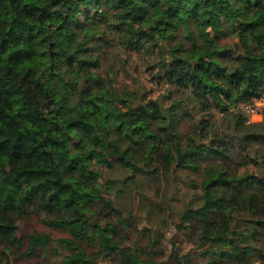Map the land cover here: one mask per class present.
Instances as JSON below:
<instances>
[{"label": "trees", "instance_id": "trees-1", "mask_svg": "<svg viewBox=\"0 0 264 264\" xmlns=\"http://www.w3.org/2000/svg\"><path fill=\"white\" fill-rule=\"evenodd\" d=\"M24 1L0 0V264H12L13 248L24 246L17 224L36 213L68 234L57 240L61 264H161L139 259L103 223L111 186L96 188L93 168L118 163L132 179L160 173L155 159L167 165L164 177L173 167L204 172L200 204L182 210L180 226L197 232L208 258L173 252L164 264H264V153L248 152L264 145V133L242 129L240 107L264 94V0H44L33 14ZM11 12L33 21L25 50L7 27ZM109 34L131 50L158 49L154 78L184 93L167 106L119 94L114 76L104 82L98 71ZM228 36L236 50L222 43ZM192 109L235 114L223 130L201 121L182 142ZM241 153L255 173L231 175L214 162ZM52 241L32 233L22 253L32 257Z\"/></svg>", "mask_w": 264, "mask_h": 264}, {"label": "rangeland", "instance_id": "rangeland-1", "mask_svg": "<svg viewBox=\"0 0 264 264\" xmlns=\"http://www.w3.org/2000/svg\"><path fill=\"white\" fill-rule=\"evenodd\" d=\"M43 4L44 0H25L21 4V9L26 14H33ZM26 14L11 12L7 19V27L12 28L22 37V42L18 46L21 50L26 49L24 38L30 24L33 23ZM236 41V38L228 36L222 43L236 50L234 46ZM161 45L160 43L159 47ZM97 55L100 59L98 71L103 81L105 82L107 75H113L117 92L123 96L127 95L134 103L157 99L163 106H167L181 95L182 91L154 78L161 53L152 46L139 51L131 50L117 36L109 34L106 46L103 45ZM234 114L235 112L232 111L221 114L216 110L198 113L196 109H192V117L184 118L180 124V139L182 142H187L189 138H193L196 135V125L203 120H210L213 125L223 130L228 127L226 125L230 124ZM249 122V124L247 121L243 122L244 131L259 130L264 133L263 116L250 117ZM256 149L253 152L248 151L253 158H258L264 153V145ZM243 154L236 155L230 161L214 160V162L220 164L222 169L231 175L243 174L245 171L255 173L257 167L248 163ZM153 164L157 165L160 173L150 176L137 174L132 179H127L128 171L118 163H115L111 169L103 165L93 166L101 174L96 188L107 183L111 186V190L105 189L103 194L105 200L109 202H105L103 207L100 205L101 208H105L101 212L103 223L113 224L117 231L116 239L141 260L164 264L170 260L173 252L184 254L188 251L194 252L195 262L206 260L208 255L203 252L206 246L199 247L197 232L189 227L180 226L182 210L186 206L195 208L200 204L199 186L204 178L203 169L198 172L173 167L170 169L169 175L172 176L169 178L168 174L166 177L162 175L163 170L168 168L167 165L160 159H155ZM108 206L114 208V211H110ZM46 218L45 214L36 213L18 222L17 233L24 241V246L19 249L13 248L10 254L12 264H61L66 250L57 243V240L68 237V234L47 228L43 224ZM35 232L49 234L53 241L47 247L40 249L36 255L27 257L22 253L27 236ZM257 245L264 247V237L257 242ZM3 248L4 245L0 246V250ZM86 249L90 254L97 252L96 247ZM114 261L115 259L112 258L98 257L97 264H112Z\"/></svg>", "mask_w": 264, "mask_h": 264}, {"label": "built area", "instance_id": "built-area-1", "mask_svg": "<svg viewBox=\"0 0 264 264\" xmlns=\"http://www.w3.org/2000/svg\"><path fill=\"white\" fill-rule=\"evenodd\" d=\"M241 110L247 116V123L249 124V118L254 116L264 117V94L258 98H254L249 102L241 104Z\"/></svg>", "mask_w": 264, "mask_h": 264}]
</instances>
